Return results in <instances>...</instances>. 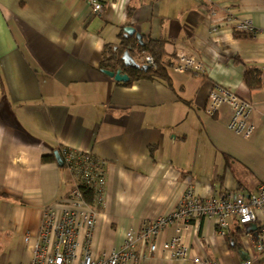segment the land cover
Returning a JSON list of instances; mask_svg holds the SVG:
<instances>
[{"label": "crops", "instance_id": "obj_1", "mask_svg": "<svg viewBox=\"0 0 264 264\" xmlns=\"http://www.w3.org/2000/svg\"><path fill=\"white\" fill-rule=\"evenodd\" d=\"M235 20L257 31H235ZM127 26L143 46L154 42L158 60L188 52L205 75L165 69L166 78L114 80L102 69L121 67L102 65L104 49L119 45ZM139 51L134 60L150 55ZM248 69L254 87L244 80ZM214 84L252 104L249 137L228 130V105L205 112ZM62 146L103 163L105 193L90 236L96 255L170 211L187 186L199 198L256 193L264 186V0H108L98 13L86 0H0V263H28L43 210L68 195L72 174L50 157ZM255 214L258 228L264 208ZM239 225L230 219L221 236L215 218L191 219L182 225L190 258L181 260L160 248L173 234L167 225L154 252L138 242L125 264H264ZM84 238L81 231L79 255Z\"/></svg>", "mask_w": 264, "mask_h": 264}, {"label": "built area", "instance_id": "obj_2", "mask_svg": "<svg viewBox=\"0 0 264 264\" xmlns=\"http://www.w3.org/2000/svg\"><path fill=\"white\" fill-rule=\"evenodd\" d=\"M106 1L108 0H86L95 13L102 11ZM235 21V31L249 34L257 31L250 20ZM135 62L149 68L162 67L181 73L205 75L207 70L202 60L188 52L178 53L172 62L164 59L156 60L152 55H143L141 60L138 58ZM223 104L228 105L232 111L227 124L228 130L240 138L249 137L254 129L250 117L252 104L233 91L214 84L208 95L205 112L212 115ZM60 156L63 164L70 170L74 183L59 208L49 206L43 210L41 227L33 246V255L25 264H125L129 260L136 259L135 246L138 242L147 244L148 252H154L158 248L156 237L167 225H173V234L162 242L161 250L168 251L175 259H186L190 257L183 238V224L195 218H215L217 232L224 236L230 219H234L239 224L256 223L255 210L264 208L263 185L253 194L228 192L220 197L213 195L207 198H199L194 194L191 186H187L170 211L155 219L144 220L138 230L126 231L120 247L96 255L90 247V236L105 193L103 163L90 151L63 146ZM86 190L90 191L89 198L84 192ZM81 231H84L85 238L82 254L79 255L78 236ZM27 239L28 235L24 237L25 241ZM252 245L257 252L264 251V223L258 227L256 236L253 235ZM192 259L199 264H219L215 259L199 257Z\"/></svg>", "mask_w": 264, "mask_h": 264}, {"label": "trees", "instance_id": "obj_3", "mask_svg": "<svg viewBox=\"0 0 264 264\" xmlns=\"http://www.w3.org/2000/svg\"><path fill=\"white\" fill-rule=\"evenodd\" d=\"M145 48H149V53L152 55L156 60H158L161 56L160 51L156 49V46L154 42L148 41L145 43V46L140 45L137 42L136 37L133 35L127 36L126 34H122L121 42L117 46H106L104 49L105 54L103 55L102 65L111 67L113 69L116 68V66L121 67V70L123 72H126L128 74V77H130V80H135L139 78H152V77H163L166 78L165 69L162 67L158 68H149L147 67L144 69L141 65H125L122 61V55L124 51H128L130 55H136L140 51ZM244 80L247 82V84L250 87H254L257 85L258 80L256 78V71L253 69H248L244 74ZM129 81V80H128ZM60 150L61 147L53 149L52 155L50 157L57 160L59 164L62 163L61 156H60ZM56 153V154H55ZM57 155L59 156V159H57ZM86 197H90V191L86 190ZM238 225L239 223L236 222ZM246 225L247 224H240L239 226L242 228L243 232H246ZM250 232L252 234L258 233V228L256 229H250ZM237 241V240H236ZM235 245L239 247V244L235 242Z\"/></svg>", "mask_w": 264, "mask_h": 264}, {"label": "water", "instance_id": "obj_4", "mask_svg": "<svg viewBox=\"0 0 264 264\" xmlns=\"http://www.w3.org/2000/svg\"><path fill=\"white\" fill-rule=\"evenodd\" d=\"M125 34H134V36L136 37L138 43L140 45H143L142 39H141V35L138 32H135V29L131 26H127L123 28ZM122 61L123 64L125 65H138L134 58H132V56L128 53V51H124L123 55H122ZM144 69L147 68L146 65H141ZM102 71L107 74L108 76L112 77L114 80L116 81H127L129 79L128 75L123 72L121 70V68H117L115 70H108V69H102ZM56 154V153H55ZM57 159H59V156L57 155ZM59 162V161H58ZM250 229H256V225L255 223H248L246 225V230L250 232ZM254 236H256V234H253Z\"/></svg>", "mask_w": 264, "mask_h": 264}]
</instances>
